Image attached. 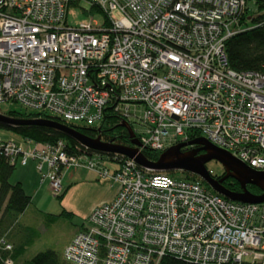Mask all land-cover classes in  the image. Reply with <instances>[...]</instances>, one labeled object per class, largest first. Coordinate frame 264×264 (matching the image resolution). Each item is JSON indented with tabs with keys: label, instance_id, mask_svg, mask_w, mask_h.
<instances>
[{
	"label": "built area",
	"instance_id": "2783aa9c",
	"mask_svg": "<svg viewBox=\"0 0 264 264\" xmlns=\"http://www.w3.org/2000/svg\"><path fill=\"white\" fill-rule=\"evenodd\" d=\"M77 1L0 0V103L83 126L98 125L111 106L141 126L131 146L140 152L203 137L264 171V65L237 71L225 49L246 0H86L102 22L70 26L67 8ZM82 148L70 152L62 139L0 140V155L20 166L33 161L56 195L71 166L118 184L80 223L66 262L159 264L172 255L264 264V202L229 200L199 180L151 173L118 153L110 171L98 152ZM10 248L0 240V251Z\"/></svg>",
	"mask_w": 264,
	"mask_h": 264
},
{
	"label": "trees",
	"instance_id": "16d2710c",
	"mask_svg": "<svg viewBox=\"0 0 264 264\" xmlns=\"http://www.w3.org/2000/svg\"><path fill=\"white\" fill-rule=\"evenodd\" d=\"M244 12L238 20L239 30L229 37L225 42V49L228 63L231 68L242 71L251 70L258 71L264 65V0H246ZM252 2V6H250ZM2 113V112H0ZM6 116L17 119H33L37 115L27 113L25 111H9L2 113ZM47 119L55 120L61 124L73 127L80 133L90 137H99L103 142L113 144L132 146L133 140L136 141V136L133 133V126L125 118L113 112L111 106H107L104 111L102 121L96 126L75 125L62 121L57 117L45 116ZM0 129L10 130L18 134L21 139H28L37 143H54L57 140L66 141V149L70 152H83L80 143L72 138L67 137L61 131L38 125H17L8 126L0 123ZM77 147H80L79 149ZM89 155L90 150H85ZM162 151L150 149L142 150L143 155L150 161H155ZM97 155L101 159H108L117 162L114 159L115 153H100ZM119 158V157H118ZM15 164H12L8 159L0 155V240L3 239L11 248L9 250L0 251L2 259L10 258L12 264H70L52 250H44L36 253L30 259H21L25 250L26 241L14 243L10 239L12 231L18 226V217L31 203V197L24 191L20 182H11L10 176L13 172ZM151 173H166L173 177H183L190 180H199L205 184L208 189L213 191L205 182L198 176L183 172V171H151ZM180 174V175H179ZM212 175V174H211ZM220 175H212L215 178H221ZM230 191L239 192L241 190L239 184L232 178H227L222 181ZM248 191L253 194H260V190L252 185H246ZM62 191L57 194L62 196ZM72 213L62 210L60 215L70 217ZM50 215L48 218L52 219ZM159 264H198L180 259L172 255H165L160 259Z\"/></svg>",
	"mask_w": 264,
	"mask_h": 264
},
{
	"label": "rangeland",
	"instance_id": "374dc122",
	"mask_svg": "<svg viewBox=\"0 0 264 264\" xmlns=\"http://www.w3.org/2000/svg\"><path fill=\"white\" fill-rule=\"evenodd\" d=\"M250 2V6H252ZM103 20V14L90 6L86 0H78L69 6L66 22L70 26L80 23H97ZM25 111L12 101L0 103V112ZM139 108L137 115H139ZM135 122V121H134ZM133 130L140 131L141 126L133 123ZM12 140L22 145L21 137L6 129H0V140ZM24 146V144H23ZM103 166L112 171L116 163L108 159L102 160ZM32 163L22 167L15 165L10 176L11 182H20L24 191L31 197V203L18 217V226L12 231L10 239L14 243L26 241L21 259H30L44 250H52L60 257L80 223L98 205L111 199L118 184L104 178L85 167L71 166L62 177L63 194L58 197L51 189L47 179L41 180ZM206 167L212 175H220L223 167L216 161H208ZM180 172V171H179ZM180 175V174H179ZM71 212L70 217L60 215L61 211ZM54 216L52 219L48 217Z\"/></svg>",
	"mask_w": 264,
	"mask_h": 264
},
{
	"label": "water",
	"instance_id": "95a60500",
	"mask_svg": "<svg viewBox=\"0 0 264 264\" xmlns=\"http://www.w3.org/2000/svg\"><path fill=\"white\" fill-rule=\"evenodd\" d=\"M0 123L8 126L38 125L51 127L61 131L67 137L77 140L82 146L92 151L122 154L133 159L139 166L151 171H183L194 174L213 191L229 200L243 203L264 202V171H256L249 168L230 153L215 147L203 137L174 144L163 150L155 161H150L137 148L103 142L99 137L90 138L73 127L66 126L52 119H17L0 113ZM131 143L136 144V141L133 140ZM194 144L200 147L185 151L181 150L184 146ZM199 150L204 153L196 155ZM211 160L222 165L223 175L221 178H215L207 169L206 163ZM227 178L234 179L241 190L234 192L223 186L222 181ZM246 185L255 186L260 190V194L251 193L247 190Z\"/></svg>",
	"mask_w": 264,
	"mask_h": 264
},
{
	"label": "flooded vegetation",
	"instance_id": "af4514ba",
	"mask_svg": "<svg viewBox=\"0 0 264 264\" xmlns=\"http://www.w3.org/2000/svg\"><path fill=\"white\" fill-rule=\"evenodd\" d=\"M199 147H200L199 145L194 144V145L184 146V147L181 148V150L185 151V150H189V149H197ZM202 153H204V152L199 150L198 152H196V155H199V154H202Z\"/></svg>",
	"mask_w": 264,
	"mask_h": 264
},
{
	"label": "crops",
	"instance_id": "0c3cea01",
	"mask_svg": "<svg viewBox=\"0 0 264 264\" xmlns=\"http://www.w3.org/2000/svg\"><path fill=\"white\" fill-rule=\"evenodd\" d=\"M29 163H32V165H34V166H33V167H34V169L36 170V168H35V163H34L33 161H31V160H30V161H28V162H27V164H25V165H24V166H22V167H25V166H27ZM19 166H20V165H19ZM36 171H37V170H36ZM114 194H115V192H114ZM114 194L112 195V197L114 196ZM112 197H111V198H112Z\"/></svg>",
	"mask_w": 264,
	"mask_h": 264
}]
</instances>
